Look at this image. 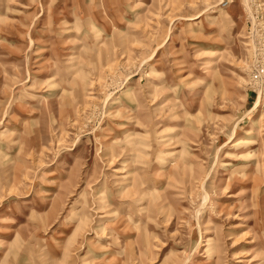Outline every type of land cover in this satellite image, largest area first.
I'll use <instances>...</instances> for the list:
<instances>
[{
    "label": "rangeland",
    "instance_id": "1",
    "mask_svg": "<svg viewBox=\"0 0 264 264\" xmlns=\"http://www.w3.org/2000/svg\"><path fill=\"white\" fill-rule=\"evenodd\" d=\"M0 264H264V0H0Z\"/></svg>",
    "mask_w": 264,
    "mask_h": 264
}]
</instances>
